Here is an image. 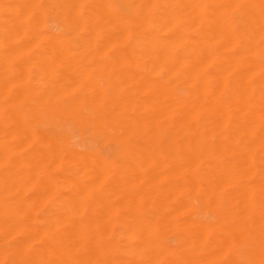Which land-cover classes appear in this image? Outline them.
I'll use <instances>...</instances> for the list:
<instances>
[{
    "label": "bare ground",
    "instance_id": "6f19581e",
    "mask_svg": "<svg viewBox=\"0 0 264 264\" xmlns=\"http://www.w3.org/2000/svg\"><path fill=\"white\" fill-rule=\"evenodd\" d=\"M40 1L19 0L13 15H0V227L33 232L16 248L33 264H264V0H51L60 29L34 31ZM83 41L119 49L115 63L125 81L114 85L104 63L92 69L80 62L75 51ZM29 44L40 55L29 57ZM28 81L81 89L90 107L74 100L59 109L64 116L93 123L113 142L119 131L128 142L140 135L150 148L133 164L136 147L125 148L123 161L132 165L123 172L116 152L42 138L34 158L69 162L74 176L53 169L49 197L62 212L23 227L3 186L9 191L25 174L40 178L47 170L36 163L21 169L14 147L38 135L27 110L5 96L28 101ZM146 179L160 190L156 205L134 199L136 181ZM183 195L206 197L208 218L194 217L196 205L179 201Z\"/></svg>",
    "mask_w": 264,
    "mask_h": 264
},
{
    "label": "rangeland",
    "instance_id": "374dc122",
    "mask_svg": "<svg viewBox=\"0 0 264 264\" xmlns=\"http://www.w3.org/2000/svg\"><path fill=\"white\" fill-rule=\"evenodd\" d=\"M14 2L18 3L19 0H0V15H7V14L13 15L15 11L14 8L18 6ZM40 2L41 3L39 5V9L43 12L41 15L42 17L41 16L38 17V14H36V16L31 15L32 17L31 19L35 20V22L34 21L32 22V25L30 28L31 29L34 28L33 29L34 31H36L35 29L38 30L41 27H43L44 30L46 31H58L60 29V26L55 22L54 16H53V14H55L57 10V6H55L51 0H41ZM115 4L116 6H119L120 2L115 1ZM3 5H6V7ZM10 5L13 6V8ZM8 6L11 7V10L9 7L10 11L6 9ZM0 22H1V17H0ZM83 34L85 35V32H82V35ZM84 45H87V43L85 41L81 42L79 44V48L76 49L75 51L76 58L79 59L80 62H83V64L88 65V66L92 65L91 66L92 69L100 68L101 67L100 63H104L102 69H104L105 72L113 71L116 74V77L114 79V85L123 83L125 81L126 74L122 71H119L118 70L119 65L115 63L116 62L115 57L120 55L119 49L115 47L91 48V47H87ZM27 47L24 48L25 49L24 52H28L29 57H35L37 56L36 54L40 55V53L42 52L41 47L37 46L36 44H29ZM28 68H29L30 74L32 76H36L37 66L32 65V66H29ZM48 84L47 83L45 84L42 82L36 85L35 82H32V81H28L22 84V86L32 94L31 95L32 97L29 98L28 101L17 100V98H14V96L11 94L8 96H5L7 101H14L15 104H17L19 108L27 110V119L33 124L32 125L33 131L38 135L37 142H31V141L27 142L26 141L23 147L21 146L22 144L20 145L22 148L19 146L20 149L18 146H16L17 144H15L16 147H14L15 148L14 150L16 154L20 157V159L23 161L22 164L20 165L21 169L22 168L25 169V167L29 168V165L36 166L37 164L38 167L42 168L44 166L43 168L47 170V173L44 176H40V178H38V175H36L37 177H35V173H31L32 178H35L32 181H30L31 180L30 172H29V176H28V173L25 174L24 175L25 177L22 176L20 180L18 179L19 182L17 183V185L16 186L14 185L13 187H11L9 191H6L8 189L7 185L3 186L4 191L6 192L5 195H6L7 202L9 203V205L16 206L17 219L23 225L24 223H27L25 225H28L29 223L37 222L38 220L51 218L62 212L61 209H55L52 206L53 204H51L52 201L49 197L50 192L48 191L47 181L51 180L49 173H51L53 169L57 173H59V175H61L62 177L69 175L71 178H73L74 176V173L72 172L73 165H71L69 162L65 161V162L58 163L57 165L56 164L47 165V164H44V162L37 160V158H34L35 150L38 148V144H41L39 142H41L40 140H42V138L46 139L49 142L57 143L58 145L64 148H68V149L72 148V149H76L79 151L96 152L98 154H102L108 157L111 156L112 153L116 152L118 154L117 164L120 165V168L124 167V169H121L123 172L127 168H130V166L133 164V161L136 158L138 151L150 148V141L148 143L146 139H144L140 135H132V137L129 140L131 145H128L129 142L125 141V139L123 138L124 132L119 131L118 140L116 142H113V141L107 140L104 136H102V134L95 128L93 123L91 122L83 123L81 120H73L69 117L64 116L59 111L60 108L66 107L74 100L81 99V101L83 102L82 105L85 106L84 109H87V107H90L89 106L90 103L88 102L90 99L88 97H83V92L79 88H73L71 90H66V88L64 87L58 88V89H55L57 91V95H55L56 91H54L53 89L54 87H50L52 85L48 86ZM47 89H48V92H47ZM63 90L65 91L63 92ZM110 90H111L110 88L107 89L108 92H110ZM42 91H44V94L46 95H44ZM53 92H55V94ZM0 93H1V89H0ZM43 95L45 97H43ZM25 144H28V146L27 145L25 146ZM132 146H135L136 149L131 153V159H132L131 161L132 164H131L130 162L129 163L124 162L123 158L125 156V148L132 147ZM17 147L19 150H17ZM32 147H35V148H32ZM164 149H166V146H164ZM0 162H1V159H0ZM128 174L129 173H126L125 175H128ZM82 180L86 181L85 178ZM143 181H140V182L136 181V183H138V185L136 186H138V189H140L141 192H137V194L133 192L135 196L137 195V197H135L134 199L136 198L139 199L140 197L145 196L144 203L142 205H156V201H157L156 198L160 196L159 194L160 190L157 187L155 189L153 188L150 179H146ZM177 183H179V181H177L176 179L172 180V184H177ZM39 185L43 186L44 188L43 187L40 188ZM61 188L62 187L60 186V189ZM66 190H68V188ZM69 190H72V187L71 188L69 187ZM129 195H126L127 199L130 197L129 199L133 200L132 198L133 194L131 193ZM24 196H26L27 198ZM44 196H46L47 199H44ZM180 197L178 198L179 201H182L185 198H187L188 200L192 201L194 205H196L195 210L192 212L194 217H198L200 219L208 218V214L205 212L204 206H203L207 203L206 197L204 196L199 197V195H196L194 197L193 196L186 197V195H183ZM38 198H39V202L37 201ZM42 198L46 200V202H44ZM21 199L24 200L25 202L27 200V202L25 203L24 201H22L21 203ZM61 199L63 200L62 201L63 203L64 201L66 202V199H64V197ZM147 199L149 200V202ZM31 200L32 202L30 203ZM40 200L43 201V203H40L41 202ZM34 203L35 205H33ZM124 205H127V204L125 203ZM234 206L235 204L230 205V207L232 208ZM25 225L23 227H25ZM3 228L4 227H0V253H2L0 256L1 257L0 262L3 261L0 264H33V259L29 258V255H26L22 251H19L15 246L16 241L22 240L24 238L30 239V237L33 235V232H31L27 228V226H26V229L22 228L20 230H14L11 227L9 228L7 227L6 229L4 228L5 230ZM166 242L168 244H175V241L171 239H166ZM128 243L133 244L134 242L132 241ZM40 244L41 242H38L34 244V247H39ZM189 250L193 252L197 251L198 246L193 245L190 247ZM31 252H34V248L30 249V253ZM231 256H234V255H231Z\"/></svg>",
    "mask_w": 264,
    "mask_h": 264
}]
</instances>
